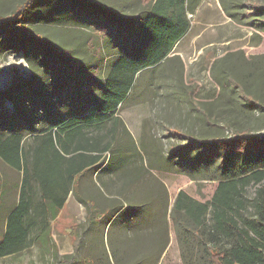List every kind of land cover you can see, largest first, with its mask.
<instances>
[{"label": "rangeland", "instance_id": "1", "mask_svg": "<svg viewBox=\"0 0 264 264\" xmlns=\"http://www.w3.org/2000/svg\"><path fill=\"white\" fill-rule=\"evenodd\" d=\"M22 1L0 0V15H9ZM90 1L118 7L133 0ZM251 2L264 6V0H201L195 13L189 15V32L168 59L159 69L137 76L134 91L119 111L135 145L121 128H116L115 134H107L108 125L103 135H107V141L113 137L111 163L99 178L85 175L79 189L82 197L96 200L99 212L107 209L106 217L90 221L86 207L71 195L50 221L47 235H34L28 249L0 258V264H61L65 257H72L71 264L204 263V251L191 235L196 229L183 211L174 212V203L181 191L197 202H209L218 183L214 179L219 178L217 173L202 169L194 174L156 169L146 173L143 169L147 159L153 164L163 162L169 149L188 146L183 139L186 134L194 138L223 137L220 128L229 125L237 132L246 130L254 137L264 138V107L259 103L264 102V15L243 19V3ZM223 4L233 16L227 15ZM70 6L71 0H36L20 26L31 36H43L57 48H64L69 65L80 61L97 77L108 63V51H102L94 30L75 25L69 17ZM118 34L116 38H120ZM17 40L9 39L0 29V80L6 76L12 80L7 87H11V94L6 93L7 89L0 93V133L5 135L9 133L6 129L16 124L22 125L24 134L28 127L38 130L50 120H64L69 112L81 111L80 98L88 99L87 88L93 89L96 83L91 78L88 82V77L82 75L92 87L78 88L71 82L74 79L78 83L74 72L62 67L65 83L57 87H61L60 101L67 105L53 102L54 70L50 60L43 61L41 67L43 54L30 49L25 39L21 38L19 44ZM21 48L27 49V56ZM32 56L37 58L33 61ZM11 60L24 62L28 70L13 66ZM11 95L15 101L8 99ZM73 98V105H68ZM48 109L49 118L44 113ZM140 139L145 148L140 147ZM199 152L206 155L204 149ZM256 154L255 161L261 165L264 151ZM189 155L195 158L194 153ZM20 179L21 174L0 160V240L5 210L17 201ZM253 195L254 186L250 185L244 197L249 201ZM122 204L124 207L113 215L114 206L119 208ZM250 211L247 207L242 213L248 216ZM72 230L81 235L80 248L75 252Z\"/></svg>", "mask_w": 264, "mask_h": 264}, {"label": "trees", "instance_id": "2", "mask_svg": "<svg viewBox=\"0 0 264 264\" xmlns=\"http://www.w3.org/2000/svg\"><path fill=\"white\" fill-rule=\"evenodd\" d=\"M35 1L23 0L9 15H0V29H4L9 39L18 38L19 44L23 38L30 49L41 52V67L43 61L50 60L54 70L51 81L54 85L53 102H61V87L57 86L65 83L62 67L74 72L78 83L74 79L68 81L78 88L92 87L82 75L88 77V82L91 78L96 83L93 89L87 88L88 99L80 98L83 109L69 112L66 119L50 120V124L38 130L28 127L24 134L22 130L25 129L18 124L6 129L8 134L0 133V160L21 174L17 201L5 210L0 258L28 249L34 235L36 238L47 235L50 221L63 209L70 192L86 207L90 221L106 217L107 209L99 212L95 199L80 195L81 181L87 174L99 178L111 163L113 137L107 141V135H103L108 125L107 134H115L116 128H121L123 135L135 145L120 120L119 111L134 91L137 76L161 66L189 32V15L195 13L201 0H133L118 7H106V4L90 0H71V20L75 25L94 30L100 38L102 51H108V63L97 77L80 61L74 66L69 65L64 48H57L43 36H31L20 26ZM243 5L246 8L243 19L264 15V6L253 2ZM223 7L227 15L233 16L225 4ZM116 34L120 38H116ZM20 50L24 57L27 56V49ZM36 58L31 57L33 61ZM75 70H80V75ZM10 89L7 94H11ZM18 92L21 91L15 93ZM8 99L15 101L13 95ZM74 101L75 98L67 103L72 102V106ZM259 103L264 107V102ZM44 113L48 118L51 116L49 109ZM220 129L224 131L223 137L198 136V139L184 135L188 146L169 149L170 153L163 162L153 164L147 159L143 170L146 173H152L154 169L173 173L179 170L178 173L188 171L194 174L202 169L217 173L219 178L214 179L218 183L209 202H197L181 191L176 197L174 212L183 211L194 225L196 230L191 235L204 251L203 264H264V158L261 165L255 161L256 153L264 151L260 148L264 147V138L254 137L246 130L237 132L229 125ZM139 144L143 148L146 146L142 139ZM203 149L207 156L199 152ZM174 153L178 156L174 157ZM190 153H194L195 158L189 157ZM213 162L215 167L211 166ZM250 185L254 186V195L247 201L244 195ZM246 205L251 209L248 216L242 213L247 210ZM115 207L111 211L113 215L124 205ZM70 234L73 251H78L81 235L73 230ZM71 262L72 257H65L60 263Z\"/></svg>", "mask_w": 264, "mask_h": 264}, {"label": "bare ground", "instance_id": "3", "mask_svg": "<svg viewBox=\"0 0 264 264\" xmlns=\"http://www.w3.org/2000/svg\"><path fill=\"white\" fill-rule=\"evenodd\" d=\"M13 66H17L18 68H20L22 71H27V67L25 65L24 62H19V63H14L12 60H11ZM10 81V77L9 76H6L4 77V79L1 77V80H0V90H2L4 88V86H6V83H8Z\"/></svg>", "mask_w": 264, "mask_h": 264}, {"label": "water", "instance_id": "4", "mask_svg": "<svg viewBox=\"0 0 264 264\" xmlns=\"http://www.w3.org/2000/svg\"><path fill=\"white\" fill-rule=\"evenodd\" d=\"M12 80H10L8 83H6V86L2 90H0V93H2L7 87L11 84Z\"/></svg>", "mask_w": 264, "mask_h": 264}, {"label": "crops", "instance_id": "5", "mask_svg": "<svg viewBox=\"0 0 264 264\" xmlns=\"http://www.w3.org/2000/svg\"><path fill=\"white\" fill-rule=\"evenodd\" d=\"M178 44H179V43H178ZM178 44H177V45H178ZM177 45H176V46H177ZM176 46H175V47H176ZM140 140H141V139H140ZM139 142H140V141H139ZM76 185H77V184H76ZM80 185H81V184H80ZM71 195H72V192L69 193V196L67 197L65 204L67 203V201H68V199H69V197H70ZM63 207H64V206H63Z\"/></svg>", "mask_w": 264, "mask_h": 264}]
</instances>
